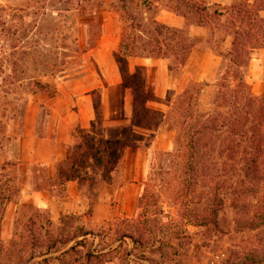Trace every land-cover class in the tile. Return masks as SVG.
Wrapping results in <instances>:
<instances>
[{
	"label": "rangeland",
	"instance_id": "374dc122",
	"mask_svg": "<svg viewBox=\"0 0 264 264\" xmlns=\"http://www.w3.org/2000/svg\"><path fill=\"white\" fill-rule=\"evenodd\" d=\"M204 1L210 6L252 2ZM130 15L146 33L152 31L154 21L177 29L185 24L170 9L169 0H0V196L20 203L21 189L28 185L53 189L52 193L63 197L66 179L76 175L79 191L89 198L84 217L68 215L55 220L29 205L18 206L15 215L12 210L8 214L7 203L1 225L4 252L0 264H60L56 259L61 253L44 255L47 238L60 239L61 230L65 238L72 237V228L79 225L93 232L92 250L99 245L104 253L114 250L120 242L102 230L110 221L99 227L92 225L94 206L102 196L117 212L116 218L122 219L135 202L136 211L130 218H136L142 214L139 198L146 183L149 193L156 196L147 209L157 218L149 225L151 235L145 236L149 244L141 249L147 251L148 258L158 264H264V163L245 170L243 184L237 179L242 173L226 166L217 171L218 184L205 179L197 186L173 163L177 131L167 123L152 130L148 125L151 115L145 113L167 115L189 78H213V88H207L200 98V110L209 112L216 92L214 81L223 67L216 51L226 52L228 44L215 46L221 36L212 37L210 30L190 25L197 21L191 15L187 23L195 47L180 72L169 71L170 60H128L129 73L140 80L133 97L115 61ZM246 81L255 96L264 97V49L252 54ZM98 89L100 94L94 97ZM99 100L115 103L113 116L105 120L102 109L94 110L91 126L75 132L64 163L41 165L38 160L47 148L40 140L47 139L58 124L51 119L52 111L69 120L72 110L78 111L77 102H91L93 108ZM138 118L147 122L145 127H138ZM56 138L54 134L53 141ZM156 142L159 147L154 149ZM52 150L49 147L50 154ZM97 158L101 161L98 165ZM23 159L28 160L26 167L19 164ZM5 164L10 166L2 172ZM55 172L56 178L51 177ZM8 180L15 181V189L5 193ZM124 188L129 189L127 196L114 195ZM210 194L212 202L207 200ZM213 210L216 223L208 225ZM127 242L122 259L126 250L132 249ZM84 254L79 263L85 262ZM117 256L111 257L114 260ZM128 258L132 263L123 259L112 264H148L134 255ZM63 262H75V256Z\"/></svg>",
	"mask_w": 264,
	"mask_h": 264
},
{
	"label": "trees",
	"instance_id": "16d2710c",
	"mask_svg": "<svg viewBox=\"0 0 264 264\" xmlns=\"http://www.w3.org/2000/svg\"><path fill=\"white\" fill-rule=\"evenodd\" d=\"M169 2L174 14L185 21L182 29L154 21L152 31L146 33L140 22L136 23L132 15L128 16L130 25L126 27L115 53L116 65L124 85L130 88L133 97L137 96L140 80L136 74H130L128 71V60L131 58L170 60V71L180 72L186 66L195 47V40L190 37L188 26L208 29L212 37L219 34L221 37L215 46L228 44V48L226 52L216 51V56L223 60V67L214 85L216 92L210 111L204 113L200 110L201 94L210 85L190 82L167 115L160 112L145 113L151 115L148 125L152 130L157 131L167 123L177 131L173 163L182 167L185 172L183 175L188 177L190 182L197 186L205 179L209 182H217L218 169L228 166L231 170L236 169L242 173L237 179L243 184L247 178V173L244 171L252 167L260 168L264 163V97L255 96L246 81L252 54L258 49H264V19L260 16L264 11V0H254L253 3L245 1L241 4L233 2L230 6L220 4L210 6L204 0H169ZM191 15L197 21L189 25L187 22ZM99 94V89L93 92L94 97ZM94 109L96 112L101 110L100 100L94 102ZM138 119H140L138 127H145L147 122L142 118ZM91 139L89 138V142ZM89 142L86 144L87 147ZM90 147L98 153V148L92 145ZM96 162L98 165L101 161L97 158ZM9 166L5 164L2 172H5ZM236 170L234 171L237 172ZM14 183V180L5 183L7 187L5 193L15 189ZM147 185L146 183V191L139 198L142 214L136 218L110 221L102 228L104 234L112 233L116 237V242H120L117 248L104 253L105 250L99 248V245L97 250H92L93 232L79 225L72 228V237L65 238L64 230H61L60 239L51 241V237L47 238L44 255L61 253L56 259L60 264H112L116 260L123 261V259L132 263L128 260L130 255L148 264H158L147 257V251L141 250L149 244V239L145 240V236L149 238L151 235L149 225L157 222L156 215L152 216L151 211L147 209L150 199L156 197L154 193H149ZM209 197L211 198L207 200L212 202V194ZM10 202V197L0 196V206L3 207V210H0V255L4 252L1 246L4 207ZM37 211L41 210L37 209ZM215 212L212 211L213 217L208 225H215ZM75 220L77 218H72V221ZM98 236L100 240L103 239L102 235ZM127 241L132 244V249L124 251L122 259L121 251L128 245ZM70 243L73 244L72 247L66 250ZM35 246L36 244L32 245ZM138 250H141V254L137 256ZM83 251H85V262L79 263ZM115 254L118 256L113 260L111 256ZM70 255L75 256V262H63Z\"/></svg>",
	"mask_w": 264,
	"mask_h": 264
},
{
	"label": "crops",
	"instance_id": "0c3cea01",
	"mask_svg": "<svg viewBox=\"0 0 264 264\" xmlns=\"http://www.w3.org/2000/svg\"><path fill=\"white\" fill-rule=\"evenodd\" d=\"M254 0H252L251 3H253ZM260 16L264 19V11L261 12ZM219 58V57H217ZM222 60L221 58H219ZM136 61L140 60L139 58L134 59ZM151 59H143V61H150ZM155 61H162V60H155ZM144 65V64H142ZM170 71V68H169ZM171 72V71H170ZM217 76V75H216ZM215 76V78H216ZM213 78L209 79H202V80H196V79H187L184 83V88H182L179 91V96L183 93L184 89L190 82H197V83H203V84H209V87L207 88H213V84L211 82ZM216 81V79H215ZM214 81V83H215ZM204 90V92H205ZM204 92L201 94V96L204 94ZM178 96V97H179ZM201 98V97H200ZM201 103V99H200ZM74 103H72L73 105ZM78 105V111L72 110V116H69V120L66 116L59 114L56 110L52 111V121H57L58 124L55 127V129H51L49 132V136L47 139L40 140V143H44V147H46V155H44L40 160H38L41 165H55L60 162H63L66 157V149L71 146L75 141V132L78 129H88L91 126L92 118L94 115V105L92 108L91 102H77ZM76 107V106H75ZM101 109L104 113V119L108 120L110 117L113 116L114 110H115V103L114 102H102L101 103ZM166 113V112H164ZM68 124V126H66ZM65 128L67 129L66 132H64ZM56 134L57 138L56 141H53V135ZM64 134H66L64 136ZM68 136V137H66ZM51 147L52 154H50L49 147ZM154 149H157L159 147V142L154 143ZM55 149V152H54ZM48 150V153H47ZM170 149H165V151H169ZM45 151V150H44ZM28 160H20L19 164L23 166H27ZM58 172H55V174L51 177L56 178ZM26 178V177H25ZM66 187V195L63 197L59 195H55L52 192L55 191H49L46 189H32L28 185H23L21 189V195H20V203H10L7 213H11L12 215H15V211L18 208V206L21 205H29L32 206L38 210L47 212L51 217L52 220L59 219L62 216H75V217H84L85 212L89 208V198L88 196L82 194L79 191V185H80V179L76 176H70V178L66 179L64 183ZM129 189L124 188L121 192H116L114 195H125L127 196V191ZM124 197V196H122ZM135 201V200H134ZM104 211V215L101 216V211ZM135 202L131 203L130 210L128 215L123 216L124 218H130L135 214ZM117 212L112 211L108 200L103 198L101 196L100 201L96 203L93 209V215L91 218L92 225L94 227H99L102 224H105L108 221H112L114 219H117ZM122 217V219H124ZM120 219V218H119Z\"/></svg>",
	"mask_w": 264,
	"mask_h": 264
}]
</instances>
